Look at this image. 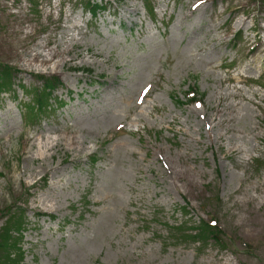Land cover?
I'll list each match as a JSON object with an SVG mask.
<instances>
[{"label":"rangeland","instance_id":"374dc122","mask_svg":"<svg viewBox=\"0 0 264 264\" xmlns=\"http://www.w3.org/2000/svg\"><path fill=\"white\" fill-rule=\"evenodd\" d=\"M1 65L14 264H264V0H0Z\"/></svg>","mask_w":264,"mask_h":264},{"label":"trees","instance_id":"16d2710c","mask_svg":"<svg viewBox=\"0 0 264 264\" xmlns=\"http://www.w3.org/2000/svg\"><path fill=\"white\" fill-rule=\"evenodd\" d=\"M35 0H31V2H34ZM65 2L66 0H62ZM86 3V4H85ZM85 7L89 10V13L93 18H96L98 16V12L104 7L99 6L98 4H93L90 1L85 2ZM84 72V71H83ZM85 73H90L85 72ZM11 80H12V73L9 71V68L0 66V95L5 93L10 89L11 86ZM55 80V79H54ZM51 80H47L44 82V85L41 89L35 90V92L32 93L33 99H32V114L33 117L37 116L40 117V115H46L50 109V100L52 98V93L56 89V85L50 83ZM187 95V98L189 99V102L195 103L198 102V100H195V97L197 96V92L195 89L190 91ZM190 97V95H192ZM13 210V209H9ZM8 210V211H9ZM10 214V221L7 224V226L4 228L3 235L0 237V263L3 262V264H14L15 258L17 255V251L20 250L19 248V236L22 235L23 229H24V223L22 221L21 214L15 213H9L7 212V215ZM12 233H16L18 236H12ZM196 237L201 238L205 240L206 237H212V239L215 240V242L219 245H223V239L222 235L220 233V230L218 228L217 221H211V223H204L202 229H200L196 234H194ZM193 236H189L191 238ZM183 241H188L187 235H182Z\"/></svg>","mask_w":264,"mask_h":264}]
</instances>
